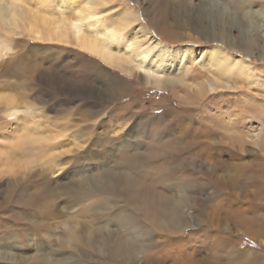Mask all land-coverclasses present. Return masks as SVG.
Masks as SVG:
<instances>
[{"label": "rangeland", "instance_id": "1", "mask_svg": "<svg viewBox=\"0 0 264 264\" xmlns=\"http://www.w3.org/2000/svg\"><path fill=\"white\" fill-rule=\"evenodd\" d=\"M23 1L24 3H16L11 0H0V43L7 46L0 56V132L9 134L13 123L15 125L14 117L9 118L4 115V107L11 102L21 111L18 116L22 120L18 117L20 125L17 122V126H24L25 132H32L38 140L27 141L22 145H13L12 148L15 150L14 157L11 159L13 170L8 174H0V239L7 238L12 242L15 241L24 250L31 252L30 260L22 264H35L34 258L37 254L34 247L36 242L43 241L51 249H58L61 244H65L64 241H61L63 229L66 228L69 221L72 222L71 217L73 218L81 204L69 206L66 204V199L63 198L64 194L59 197L63 181L76 179V170L80 168L84 170V173H87V166L94 165L96 169H100L106 166L111 167L115 161L116 165L123 164L126 158L118 159L127 150L130 153L146 150L147 154H151V149H147L154 143H163L165 149L169 148V141L180 126L181 118H187L186 121L191 118L193 121L208 117L209 125L212 123V117L217 121L219 119L228 121V118H233L232 122L237 120L236 123H238V127L234 131L247 139L242 149L239 148L237 152H233V161L244 162L257 157L254 154L257 153L256 151L261 153V149L264 148V58L260 57L257 50L252 55H242L229 50L235 59L243 60L244 70L249 71L250 74H244L242 71L241 73L238 68H234L230 71L229 85L217 83L213 85L212 90H205V92L202 90L203 86L212 83L214 78L210 72L211 69L205 67L200 59L202 56L205 57L209 48L224 47V45L219 41H204L203 39L194 42L192 41L194 38L191 37L195 35L186 37L166 32L164 34L159 28L160 25L150 16L163 13L169 6L177 5V0H111L105 5H100L98 9L101 16L112 20L128 8L134 10L137 20L131 23L128 28L129 32H134L138 27L137 24H144L151 29V36L159 37L157 40L163 41L173 48L187 44V49H192L190 51L195 56V60L190 64L184 60L179 63V79H176L171 89L161 88L144 83L135 71L127 72L128 70H125L127 67L107 64L98 57L86 53L73 43L70 34L67 37L69 41L66 42L48 39L45 34L34 35L28 31L30 16L35 11L39 12L38 16L44 14L58 16L61 12L58 0ZM189 1L192 2L187 3L189 6L187 14L192 15L196 10L199 11L203 8L207 10L208 8L211 9L214 17L219 15L223 5L232 7V3L240 5L239 2L244 1L245 5L237 11L235 18L230 22L234 25L232 34L235 42L237 43L240 39L239 30L241 32L249 30V34H252L251 38L255 41L254 47L264 43V0ZM203 2L205 6L202 5ZM145 6L148 8L146 7V9ZM154 17L157 21V16ZM38 24L37 26L41 25V23ZM160 24L171 32L177 30L173 26L169 27L168 22ZM118 81L129 85L126 94L117 99L118 101L103 100L104 95L108 96L109 83H118ZM98 97L102 100H99ZM124 105L130 106L118 108V106ZM99 107L102 108L96 115L88 116L89 111L97 110ZM167 107L172 108L180 119H170L172 115L161 117ZM36 122L45 126L41 128V135L47 133L48 127L61 133L62 135L58 137L59 142L44 140L46 135L41 138V135L37 136L36 132L31 131V127ZM225 125L222 123L220 128ZM116 127L119 129L117 132H115ZM17 130V133L21 132L20 128ZM126 139L131 140L134 144L130 147L126 145L123 148L121 144ZM50 153H52V158L48 159L47 155ZM34 155L39 160L22 166L21 161L34 158ZM43 157H47V160L42 161ZM185 158L177 161L175 170L182 171V174L189 171L188 175L191 177L195 175L194 177L198 178L196 186L203 185L204 192L201 193L208 194L211 190L208 183L211 175L208 166H200L203 160L195 161L196 159H192V157L185 160ZM222 158L230 160L226 155ZM55 168H59L56 173L53 171ZM260 180L253 184L252 182L240 183L231 194L230 200L237 207L239 214L248 215L249 213L250 215V200L255 199L253 207L257 208L258 213L264 217V178ZM10 187H13V193L10 191ZM50 192L52 195L54 194V197L50 196ZM15 193L28 195L31 198L32 212L28 217L25 215L22 217L29 222L27 224L23 225L24 222L11 216L12 214L19 216L22 212L20 205L13 202V198L15 202L19 199ZM47 196L51 197L50 200L55 203L59 213L55 219L48 220L51 223L48 230L43 226L45 219L42 218L40 210L37 211L39 208L36 206L38 199L47 198ZM6 198L10 202L5 205L3 202ZM206 198H208L206 199L207 203L212 206L220 200L218 195H209ZM88 200L90 199L83 200L81 203H87ZM123 207L129 208L120 199L118 207L110 210L109 218H112V214L118 208ZM216 209V212L220 209L217 214L221 213L222 216H225V213L221 212L222 208ZM129 210L142 221L141 210H138L139 213L131 208ZM208 210L213 211V208L208 207ZM195 213V208L189 207L183 215L192 217ZM222 216L214 215V220L221 218L224 221ZM104 221L103 217H100L97 223H104ZM211 225L193 223L192 226H186L183 231L177 229L173 233L176 236L172 238L175 243L169 246L159 245L160 250L153 252L152 255L139 257L137 263L185 264L189 258L188 255L198 256L193 254L194 251L199 253L206 250L208 257L209 255H221V258L225 260L234 259V264H264V235L256 237L245 234L244 228L232 221L217 224L219 227L215 228ZM7 227H11V229ZM157 227L158 224L151 225L145 221L140 228L144 231H152ZM2 230L3 232H1ZM22 230L29 233L21 238L19 234L23 232ZM115 230H118L117 226L111 232ZM159 234L157 231L154 232L155 238L157 236L160 238ZM59 240L60 242H58ZM221 241H226L225 246H220ZM96 257L99 258L90 256L81 258L90 260L89 264H118L115 263L116 260L112 259L105 263L101 262L108 259L104 258L106 256ZM54 262V260H50L47 264H56ZM40 263L42 264L37 260L36 264ZM0 264L20 263L15 260L12 262L0 259ZM129 264H133V262Z\"/></svg>", "mask_w": 264, "mask_h": 264}, {"label": "bare ground", "instance_id": "2", "mask_svg": "<svg viewBox=\"0 0 264 264\" xmlns=\"http://www.w3.org/2000/svg\"><path fill=\"white\" fill-rule=\"evenodd\" d=\"M11 1L24 3L23 0ZM110 1L58 0L61 11L58 16L45 14L38 16L39 12L37 11V13L33 9L35 13L30 14L28 31L36 36L45 34L48 39H56L63 42H66L68 40L67 37L71 35L73 43L86 53L98 57L107 64L123 68L127 67L125 69L128 70L127 72L135 71L136 74L140 75L144 83L171 89L172 84L176 79H179V63L184 60L190 64L195 60V56L190 51L192 49H187V44L173 48L165 42L157 40L159 37L151 36V29L144 24H137L136 30L129 32V26L137 20V14L131 8L122 11L113 20L101 16L102 14L99 12L98 7ZM191 2L189 0H177V5L169 6L163 13L153 14L150 17L160 25L159 28L162 29L163 33L186 37L195 35L191 37L194 38L192 40L194 42H199L203 39L204 41H219L224 45L225 48H209L204 55L205 57L203 58L202 56L200 59L205 67L209 68V70L211 69L210 72H212L214 78L213 82L203 86L202 90H212L213 85L217 83H225V86L229 85L230 71L234 68H238L240 72L242 71L244 74L249 75V71L244 70L245 63L243 64V60L235 59L229 51L233 50L242 55H252L257 50L260 57L264 58V43L254 47L255 41L251 38L252 34H249V30L246 32L239 30L240 39L237 43L232 34L234 25L233 23L230 24V22L235 18L237 11L245 5L244 1H240V5L232 3V7L223 5L219 15L216 17H214L211 9L208 8L207 10L205 8L199 11L196 10L192 15L187 14L189 9L187 3ZM202 5L205 6L204 2ZM154 16H157V21ZM165 22H168L169 27L173 26L177 30L171 32L169 29L163 28L160 23L164 24ZM38 23H41V28L37 26L39 25ZM6 49V44L0 43V56ZM128 88V84L126 85L119 81L118 83H109L108 96L104 95L102 99H120L126 94ZM98 99L102 100L99 97ZM127 106L130 105L118 106V108H126ZM101 108L89 111L88 116L96 115ZM19 112L21 111L11 102L4 107V115L9 118L14 117L15 125L13 123L14 126L12 125L13 128H10L9 134L0 132V174H8L13 170L11 159L14 157L15 150L12 147L17 144H25L27 141L37 140V137L32 132H25L26 128L24 126H17L20 118L18 116ZM168 115H172L170 119H180L179 115L176 116L173 109L169 107L165 109L161 117H169ZM186 119L181 118L180 122L178 121L180 126L175 135H172L173 138L168 144L169 148L165 149L163 143H154L153 145L149 144L150 148L148 147L149 145L147 146V150L151 149V154H147L146 150L133 153L127 150L118 159L123 160L126 158L123 164L116 165L117 162L115 161L111 167L102 166L103 168L100 169H96L94 165L87 166V173H84V170L80 168L76 170V179L63 181L60 186L61 195L59 197L64 194L63 198L66 199V204L69 206L81 205L76 210L73 218L71 217L72 222L69 221V224L63 229L61 241H64L65 244H61L58 249H51L43 241L36 242L34 247L37 254L34 258L35 261L37 262L38 260L42 264H47L50 260H54L56 264H89L88 261L90 260H85L86 258L83 259L81 257L99 258L96 256L100 255L108 258L107 260H102L101 262L103 263L112 259L116 260L115 263L118 264H129L131 262L138 264L139 257L147 256L148 254L152 255L153 252L160 250L159 245L169 246L175 243L172 241V238L176 236L173 233L177 229H182L183 231L186 226H192L193 223L196 225L212 224L211 226L215 228L219 227L217 224L232 221L234 224L244 228L243 232L245 234L256 237L264 235V217L258 213L257 208L253 207L256 200H250V215L249 213L248 215L239 214L237 207L230 200L231 194L240 183L252 182L253 184L254 182H260V179L264 178V148L261 149V153L259 151L254 153L257 155L255 158L244 162H235V160L233 161V152H237L239 148L242 149L247 140L245 136L234 131L238 127L237 120L232 122L233 118H228V121L219 119L221 121L219 122L212 117V123L209 125L207 123L210 120L208 117L206 119H194L193 121L191 118L188 121ZM222 123L226 125L220 128ZM44 127L42 123L36 122L31 127V131L36 132L35 134L40 136L41 128ZM19 128L21 132L17 133ZM48 128L47 133L42 134L43 136L41 135L40 137L43 138L46 135L44 140L59 142L58 137L62 134ZM118 130L117 128L115 132ZM123 142L121 144L123 148L126 145L130 147V145L134 144L129 139ZM225 155L230 160L223 159L222 156ZM51 156L52 153L47 155L48 159L52 158ZM33 157L25 158L26 160L21 161L22 166L39 160L37 157L35 158V155ZM47 157H43L41 160H47ZM184 157H186L185 160L188 157L196 159L195 161L203 160L201 165L199 162V165L201 167L208 166L211 173L208 181L211 190L208 194L205 193L206 195H204L201 193L204 190L203 185L196 186L198 178L194 177L195 175L191 177L188 175L189 171L182 174V171L177 172L175 170L177 161ZM53 171L56 173L59 168H55ZM10 191L13 193V187H10ZM54 192L56 193V191ZM20 194L17 195L15 193L17 199L18 197L19 199L15 202L13 198V202L20 205L22 212L19 216H16V214L11 216L24 222V225L29 222L22 218L23 215L28 217L32 212L31 198L28 195ZM209 195H218L220 200L212 206L206 200L208 199L206 196ZM50 196L54 197V194L52 195L51 193ZM50 198L47 196V198L38 199L36 202V206L39 208L37 211L40 210L42 218L45 219L43 226L47 230L50 227L49 224H51L48 220L59 216L57 207ZM86 199L90 200L82 204L81 202L83 200L86 201ZM120 199L129 208H118L112 214V218H109L110 210L118 207ZM8 202L10 200L6 198L3 204L6 205ZM189 207H194L196 211L192 217L183 215ZM208 207L213 208V211L208 210ZM130 208L136 213L141 210L142 221L133 215L131 210H129ZM216 208H222L221 212H224L225 216H222L221 213L217 214L220 209L216 212ZM214 215L222 216L224 221L221 218L214 220ZM100 217H103L104 223H97ZM145 221H148L151 225L158 224L157 229L152 231L141 230L140 227ZM115 226H117L118 230L111 232V230L115 229ZM11 227L7 228L11 229ZM9 229L7 230L11 231ZM3 230L5 231L6 229ZM35 230L37 231V228ZM22 231L19 234L21 238L29 233L25 230ZM156 231L160 233V238L158 236L155 238L154 232ZM225 244L226 241L220 242V246H225ZM194 252L193 254L199 257L188 255L189 258L185 264H222L223 262L234 264L235 261L234 259H222L221 255H209L208 257L206 250L199 253L198 251ZM29 254L32 255L31 252L24 250L15 241L12 242L7 238L5 240L0 239V259L12 262L15 260L22 264L30 260Z\"/></svg>", "mask_w": 264, "mask_h": 264}]
</instances>
